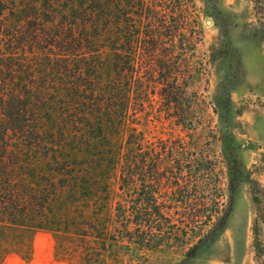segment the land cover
Masks as SVG:
<instances>
[{
	"label": "trees",
	"instance_id": "16d2710c",
	"mask_svg": "<svg viewBox=\"0 0 264 264\" xmlns=\"http://www.w3.org/2000/svg\"><path fill=\"white\" fill-rule=\"evenodd\" d=\"M249 3L254 35L264 37V0ZM194 8L193 0H0V241L7 229L59 231L71 214L103 211L118 164L112 228L99 238L149 251L188 240L186 227L201 218L195 195L159 202L154 186L183 182L187 193L205 158L182 137L150 143L137 122L150 110L163 125L194 130Z\"/></svg>",
	"mask_w": 264,
	"mask_h": 264
},
{
	"label": "rangeland",
	"instance_id": "374dc122",
	"mask_svg": "<svg viewBox=\"0 0 264 264\" xmlns=\"http://www.w3.org/2000/svg\"><path fill=\"white\" fill-rule=\"evenodd\" d=\"M193 2L201 29L189 86L194 130L186 134L163 125L150 110L137 122L150 143L182 137L205 158L202 177L187 193L183 182L154 186L159 202L195 195L192 203L201 209V218L186 227L188 240L149 251L110 246L99 238L102 227L112 228L120 194L118 164L103 211L91 207L85 218L71 214L74 223L59 231L7 229L0 264H264V37L254 35L249 0ZM179 212L168 215L177 227L184 220Z\"/></svg>",
	"mask_w": 264,
	"mask_h": 264
}]
</instances>
